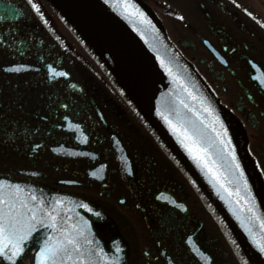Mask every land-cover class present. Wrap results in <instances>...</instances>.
I'll list each match as a JSON object with an SVG mask.
<instances>
[{
    "label": "flooded vegetation",
    "instance_id": "obj_1",
    "mask_svg": "<svg viewBox=\"0 0 264 264\" xmlns=\"http://www.w3.org/2000/svg\"><path fill=\"white\" fill-rule=\"evenodd\" d=\"M187 8L190 36L175 42L235 117L264 181V45L223 0ZM120 91L46 0H0V176L85 199L106 250L126 264H251Z\"/></svg>",
    "mask_w": 264,
    "mask_h": 264
},
{
    "label": "water",
    "instance_id": "obj_2",
    "mask_svg": "<svg viewBox=\"0 0 264 264\" xmlns=\"http://www.w3.org/2000/svg\"><path fill=\"white\" fill-rule=\"evenodd\" d=\"M53 1L82 37L94 47L120 88L136 105L141 117L146 119L151 132L231 225L256 264H264V252L258 246V243H264V229L256 219H264V190L247 149V142L231 113L216 99L194 67L176 48L153 11L140 0ZM95 8L101 11V19ZM141 12L143 16L140 15ZM189 92L197 99L193 100ZM181 100L184 104L180 103ZM201 101L209 112H204ZM158 109L169 111L174 121L179 117L185 119L189 126L195 124L210 140L215 138L211 130L213 122L217 130H220L221 125L227 130L225 139L230 141L231 152L225 149L222 153L224 159L221 160V145L217 143L211 147L206 157L218 173L219 179L208 171L199 157L194 158L190 154L181 143L182 137L169 127L158 114ZM204 147L208 149L207 145ZM232 153L240 163L247 187L243 180L237 184L234 179L239 175L237 171L229 170L227 161ZM213 161L215 164H212ZM0 181L5 186L9 183L19 184L24 192L31 188L37 195H43L48 203L58 198L64 202L65 207L70 208L67 215L76 223H81L82 220L89 223L84 215L88 210L80 206L86 203L83 200L56 194L29 182L7 179ZM237 187L238 195L234 191ZM87 234L94 240L97 248L103 249L102 253L95 252L90 264H117V261L119 264H126L123 254L105 249L89 224ZM40 242L38 229L37 233L32 234L30 247L25 248L23 259L31 255V264H34L33 253L38 250ZM0 261L8 264L5 260Z\"/></svg>",
    "mask_w": 264,
    "mask_h": 264
},
{
    "label": "snow or ice",
    "instance_id": "obj_3",
    "mask_svg": "<svg viewBox=\"0 0 264 264\" xmlns=\"http://www.w3.org/2000/svg\"><path fill=\"white\" fill-rule=\"evenodd\" d=\"M32 7L38 10L35 3L32 4ZM140 15L143 16L144 14L141 12ZM14 67L15 71H19L22 68H28L29 65L20 64ZM48 69L49 74H60L52 64L48 65ZM63 75L68 76L69 74L63 72ZM185 90L187 91V89ZM189 96L193 100L197 99L190 92ZM180 103L184 104V101L181 100ZM63 107L67 108L68 106L63 105ZM185 107L188 105L185 104ZM201 107H203L202 101ZM203 110L206 113L210 111L206 107H203ZM157 111L169 127L182 137L181 143L189 150L190 154H193L194 158L199 157L208 171L219 179L218 173L209 164L206 157L211 147L217 143L221 145V160L224 159L222 153L225 149L231 152L230 141L225 139L227 130L222 125L220 130H217L215 122H213L211 130L215 134V138L210 140L206 133L195 124L189 126L185 119L179 117L174 121L171 118V113L167 110L158 109ZM63 120L67 121L68 117L64 116ZM68 126L76 130L81 127L78 123ZM0 130L7 132L8 126L0 123ZM9 135L11 136L12 133ZM84 138L87 140V136ZM204 145L208 146L207 150ZM227 163L230 171L235 170L239 173L238 176L234 177L237 184L243 180L245 187H247V180L243 178V170L234 153L231 154ZM212 164H215V161ZM92 175L95 176L96 173H92ZM234 191L237 195L239 194L238 187ZM248 191L250 192V189ZM172 203L175 204L176 201H172ZM80 206L89 212L93 211L87 203ZM69 212L70 208L65 207L64 202L58 198L52 203H48L43 195H37L31 188L24 192L19 184L12 185L9 183L6 187L5 183L0 181V260H5L8 264H18V261L24 258L26 242L32 238L33 233L42 229L45 231V238L38 244V250L33 253L34 264H90L95 252L102 253L103 249L97 248L94 240L88 236L87 221L82 220L81 223H76L67 215ZM256 219L259 220L261 228L264 229V219L259 217ZM258 246L264 252V243H258ZM117 264H119L118 261Z\"/></svg>",
    "mask_w": 264,
    "mask_h": 264
},
{
    "label": "rangeland",
    "instance_id": "obj_4",
    "mask_svg": "<svg viewBox=\"0 0 264 264\" xmlns=\"http://www.w3.org/2000/svg\"><path fill=\"white\" fill-rule=\"evenodd\" d=\"M162 6L169 9L168 12L163 11V7L159 6V16L164 25L169 30L171 37L175 41H181L190 34L183 29V15L185 11L188 12V2L190 0H155ZM236 12L239 19L246 23L248 27L257 32L260 39L259 44L264 45V0H223ZM191 13L188 15H196L193 12L192 3L189 5ZM185 10V11H184ZM179 26V27H178ZM180 28V29H179ZM256 41V37L254 39ZM257 42V41H256Z\"/></svg>",
    "mask_w": 264,
    "mask_h": 264
},
{
    "label": "bare ground",
    "instance_id": "obj_5",
    "mask_svg": "<svg viewBox=\"0 0 264 264\" xmlns=\"http://www.w3.org/2000/svg\"><path fill=\"white\" fill-rule=\"evenodd\" d=\"M95 11H96L97 13H99L98 18L101 19V18L103 17V15L101 14V11H100L99 9H97V8H95ZM84 44H85V45H86L91 51L96 52L95 49H94V47L91 46L88 42H87V43H84ZM107 69L109 70L110 74L112 75V72L110 71V69H109V68H107ZM112 78L114 79L115 82H117V81H116V78L114 77V75H112ZM203 80H204V78H203ZM119 90H121L120 93H121L122 95H124L125 99L130 103V105L132 106L133 110H134L135 112H138V109L135 107L136 105H134V104L132 103V101L130 100L128 94H126L121 88H119ZM139 122L142 123L143 125H145L146 127L149 128V126L147 125L148 122L146 121V119H145L144 117H139ZM160 146H161V144H160ZM162 149H163L164 151L167 150L166 147H162ZM247 149L249 150V146H248V145H247ZM253 162H255V161H253ZM174 164H175V166L177 167V169H180V164H179V163H174ZM257 169L260 170L259 167H257ZM0 179L11 180L9 177H6V176H0ZM29 183H30V182H29ZM32 184H34V183H32ZM34 185H36V184H34ZM6 187H7V186H6ZM45 189H47V188H45ZM47 190H49V189H47ZM72 196H73V195H72ZM73 197L78 198V199H80V200H85V199L80 198V197H77V196H73ZM95 211H96V210H95ZM87 212H89V211H87ZM92 213H93V212H92ZM225 222H227V221L225 220ZM227 223H228V222H227ZM40 238H41V242H42V241L44 240V238H45V231L42 230V229H40ZM30 240H31V238L29 239V241L26 242V247L29 246V242H30ZM29 247H30V246H29ZM28 250H29V248H28ZM236 250H237V252H241L239 249H236ZM244 252L246 253L247 256L249 255V258L251 259V264H256V262H255L253 256L251 255L250 251H249L248 249H246V250H244ZM242 258H243V256H242ZM26 259H27V258H26ZM28 260L30 261V263L32 262V260H31V255H28Z\"/></svg>",
    "mask_w": 264,
    "mask_h": 264
}]
</instances>
